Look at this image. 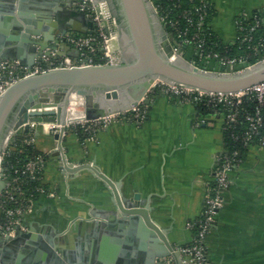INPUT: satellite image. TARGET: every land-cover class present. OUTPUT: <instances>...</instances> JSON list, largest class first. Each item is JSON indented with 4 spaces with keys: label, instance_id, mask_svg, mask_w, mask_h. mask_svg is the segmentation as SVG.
<instances>
[{
    "label": "crops",
    "instance_id": "obj_1",
    "mask_svg": "<svg viewBox=\"0 0 264 264\" xmlns=\"http://www.w3.org/2000/svg\"><path fill=\"white\" fill-rule=\"evenodd\" d=\"M75 2L73 11L80 12ZM209 2L215 10L210 26L224 43L237 38L238 16L251 18L264 9V0ZM59 7L62 11L58 14L52 12L50 20L56 25L51 27L46 43L48 50L58 49L65 54L67 51L61 48L63 37L90 32L84 31L87 27L83 19L69 16L71 10ZM46 8H50V0L40 4L25 0L19 9L23 19H19L26 25L28 20L45 15ZM6 14L0 12L1 37L16 32L3 24ZM64 30L68 33L62 36ZM148 96L151 102L140 104L139 111L131 116L125 113L93 122L95 136L83 144L69 129L63 140L64 151L71 162H95L111 180L121 182L125 196L147 200L153 208L151 216L169 231L170 240L182 246L194 238L190 224L204 210L215 165L226 150L224 112L214 110L201 115L192 102L166 95L160 89ZM42 126L34 135L37 148L49 155L43 178L59 191V183H64L63 197L57 194L54 202L47 198L35 202L32 211L22 215L20 229H34L46 240L54 237L71 260L85 262L89 255L97 258L101 252L130 259L138 245L133 224H122L121 218L114 215L108 189L88 170L74 179L65 178L53 154L57 140L51 128L55 125ZM115 219L119 221L112 224ZM205 243L208 264H264V145L248 146L239 167L231 173L223 206ZM6 248H10L9 243L0 241V264H5ZM19 248L13 247L16 255L21 253Z\"/></svg>",
    "mask_w": 264,
    "mask_h": 264
},
{
    "label": "water",
    "instance_id": "obj_2",
    "mask_svg": "<svg viewBox=\"0 0 264 264\" xmlns=\"http://www.w3.org/2000/svg\"><path fill=\"white\" fill-rule=\"evenodd\" d=\"M24 1L0 0V12L7 13L8 17L3 24L16 31L11 35L0 36V63L4 60H19L22 65L31 67L39 55H50L46 41L52 32L51 27L56 25L50 18L52 12L58 14L59 10L62 11L59 6L71 10L69 16L83 19L87 27L84 31L89 29L91 32L94 28L93 21L85 13L73 11L75 0H50L47 13L28 20L25 25L19 19H23L19 9ZM99 1L96 0V3ZM107 1L119 19L122 52L127 49L130 55H123L115 64L51 69L24 77L9 86L0 96V157L13 132L23 139L31 131L39 134L43 124L55 125L53 136L57 140V147L53 154L59 159L65 178L74 179L82 171L88 170L103 183L110 193L114 215L121 218L122 224L125 221L133 224L137 249L130 259H120L101 252L97 258L89 255L87 261L79 262L76 258L71 260L64 246L54 237L46 240L34 229L21 230L16 227L14 235L0 234V241L5 240L10 246L3 254L5 264H183L180 246L170 240L169 231L151 216L153 208L147 200L137 195L125 196L121 182L111 180L95 162L80 163L68 159L63 145L66 132L76 121L88 124L131 111L142 101L150 103L148 95L156 88L158 81L213 93H239L264 81V61L240 73H231L230 69L217 73L186 61L181 50L175 52L173 41L166 32L153 0ZM103 24L108 31L107 21ZM74 30L79 32L80 28ZM67 33L68 30H64L60 34L65 36ZM62 42L61 48L67 51L65 54L76 58L78 49L68 44L65 37ZM74 99L81 104L82 119L72 118ZM5 184L6 181L2 179L0 193ZM59 184L58 194L63 197L61 190L64 183ZM55 198L50 196L47 199L54 202ZM92 213L95 214V210ZM118 221L115 219L112 224ZM13 247H21V253L16 255Z\"/></svg>",
    "mask_w": 264,
    "mask_h": 264
},
{
    "label": "built area",
    "instance_id": "obj_3",
    "mask_svg": "<svg viewBox=\"0 0 264 264\" xmlns=\"http://www.w3.org/2000/svg\"><path fill=\"white\" fill-rule=\"evenodd\" d=\"M207 3L208 2L206 0H201L200 4L193 7V11L197 16V31L191 35H189L188 27H185L184 29L179 28V20L170 19L166 22V24H170L171 27V30L166 32L173 41L172 43L175 52H179V50H181L182 55L183 49L189 48L191 49L193 55H198L211 62H217L220 65L227 64V70H232L238 65L245 66L246 64L247 67L252 65L247 63V59L226 58L224 56H220L212 50H209L206 55L203 56L204 41L200 37L201 34L199 30L201 29L203 22L209 17L207 12ZM154 5L162 23L164 24L165 16L161 17L155 3ZM75 6L78 11L85 13L89 18H91L94 24L93 29L96 32L95 35L88 34L86 36L70 33L65 37L68 43L78 49V56L75 58L70 55L61 54L58 49H51L49 50L50 55L45 53L39 55L31 67L22 65L19 60L2 61L0 63V96L9 86L30 75H36L47 72L51 69L62 67L115 64L120 61V57L116 54L115 48V41L118 37L116 31L118 22L109 2L107 0H100L98 3H96V0H76ZM175 6H178V4H175ZM98 8L99 12L97 11ZM191 13L192 12L188 9L182 13V17L186 18V22L189 25L193 23ZM261 17L262 16L254 14V16L251 17L253 19V23L249 27H244L239 21H237L238 31H246V34L242 38V42L251 41L252 33L264 25V18ZM104 21H107L108 23V31L103 24ZM260 42L261 43L259 45L264 46V40H261ZM97 48L101 51L99 59L101 61L98 62L96 61L95 56ZM257 48L255 49L258 50ZM263 59L264 56H261L257 62ZM168 85L169 86L166 87V90H163L166 95L188 102H191L193 99L196 101L204 99L207 104L222 106L224 107V110L229 108V112H224L225 123L237 120L238 111L242 105V98L253 97L258 105L254 112L245 113V119L249 123V128L244 137L245 144H248L252 136L260 128L264 127V118L260 110V106L264 104V81L239 93L204 92L169 83ZM170 87L174 89H170ZM139 107V105L134 106L131 111H139ZM82 124L85 123L83 122ZM33 126L36 125L33 124ZM51 129H54V127ZM29 133H31V135L27 138V141L35 142L34 131ZM15 136V132L9 136L4 152L0 157V181L2 179L6 181L4 189L0 193V214L5 213L3 220H0V234L9 235L15 234L16 227L20 228L22 215L26 212H31L33 204L35 203L32 201L30 205L25 208L18 206L7 208L4 206V203L7 200L14 199V192L21 193L19 191L20 188L16 185L19 182V177L9 179L6 175L5 168L3 167V155ZM42 162V158L40 157L30 160L24 168L20 170V172L22 174H34L37 169L41 168ZM240 162L241 159L236 151L230 153L225 150V152L218 158L214 169L213 185H210L205 198L204 210L201 214L202 219L200 220V229L197 235L194 236L192 242L179 247V250L183 255V264H208L205 241L212 224L216 219L219 209L223 206V194L230 184L231 173L239 167ZM4 193L7 194L8 197L3 201L1 200V197ZM50 196H56V191L50 190ZM192 225L193 224L191 223L190 228Z\"/></svg>",
    "mask_w": 264,
    "mask_h": 264
},
{
    "label": "trees",
    "instance_id": "obj_4",
    "mask_svg": "<svg viewBox=\"0 0 264 264\" xmlns=\"http://www.w3.org/2000/svg\"><path fill=\"white\" fill-rule=\"evenodd\" d=\"M156 4L159 14L161 17L165 16L164 25L170 19L179 20V28L184 29L188 27L189 35L197 31V16L193 11V7L200 4L201 0H153ZM207 3V12L209 17L203 22L201 26L200 37L204 41L203 56L209 50H212L218 53L220 56L226 58H237V59H247L248 64L256 63L261 56H264V46H260V41L264 40V25L258 28L252 33V40L242 42V38L246 34V31H238V37L228 43H224L217 34L212 30L210 26V19L215 14V10L210 4L209 0H206ZM178 4V6H175ZM190 10L193 23L187 24L186 18L182 17V13L185 10ZM192 9V10H191ZM256 15L262 16L264 18V9L258 10L255 12ZM119 20V19H118ZM237 21H239L244 27H249L253 23L252 18H247L246 16H238ZM166 31H170V24H166ZM95 35L96 32L94 29L89 33ZM258 47V48H257ZM257 48L258 50H256ZM95 52L96 61H101V51L99 48ZM184 56H187L188 59H191L194 64L199 66L202 69H209L211 61L202 58L198 55H193L191 49H183ZM202 58V59H201ZM103 63V62H102ZM216 68L221 69L222 71H227V64L220 65L217 62H213ZM199 110L201 115H205L214 110H222L223 112H229L230 109L224 110L222 106H213L207 104L204 99L201 100H191ZM256 100L251 97L242 98V105L238 111L237 120L234 122H229L224 124V143L225 148L228 152L236 151L239 158L242 160L248 146L254 144L264 145V127L260 128L251 138L248 144L244 143V137L249 128V123L245 119V113L254 112L257 107ZM261 114L264 118V104L260 106ZM134 114V111H129L125 115L131 116ZM123 115V114H122ZM72 129L77 135L81 144H83L86 139L94 138L97 128L95 129L93 122L88 124L77 123L72 126ZM31 133L24 135L23 139H20L18 136H15L9 146L7 147L5 154L3 155V167L5 168L6 175L9 179L13 177H19V182L16 184L20 188V192H14L13 200H7L4 203V206L9 207H27L32 201L37 202L41 199H46L50 197V190L56 191V194L59 193V190L52 188L48 183L44 181L43 174L46 162L49 159V155L41 150H39L35 142H28L27 138ZM42 158V165L40 169H37L34 174H22L20 170L33 159ZM213 185V183H212ZM7 194L1 197V200L7 199ZM5 213L0 214V220H3ZM200 216L197 220L192 222V231L194 236L197 235L200 229Z\"/></svg>",
    "mask_w": 264,
    "mask_h": 264
},
{
    "label": "rangeland",
    "instance_id": "obj_5",
    "mask_svg": "<svg viewBox=\"0 0 264 264\" xmlns=\"http://www.w3.org/2000/svg\"><path fill=\"white\" fill-rule=\"evenodd\" d=\"M117 18V17H116ZM117 29H116V31H117V35H118V37H117V40L115 41V48H116V54L120 57V59L122 58V56L124 55V56H126V55H130V53H129V51L126 49L125 50V52L123 53L122 52V49H121V43H122V40H120L119 39V37H120V33H119V20H118V18H117ZM182 57L186 60V61H188V62H193L191 59H188L187 58V56H184V54H182ZM264 61V59L263 60H261V61H259V62H263ZM259 62H256L255 64H257V63H259ZM253 65V64H252ZM251 66V65H250ZM250 66H248V67H250ZM247 68V66H241V65H238V66H236V67H234L232 70H231V73H240V72H243L245 69ZM207 70H210V71H214V72H217V73H224V72H227V71H222L221 69H218V68H216V66L213 64V62H211V64H210V68L209 69H207ZM167 86H169L168 85V83H166V82H164V81H158V83H157V86H156V88H154L153 90L155 91V90H157V89H160V90H162V92H163V90H166V87ZM170 89H174V88H171L170 87ZM152 90V91H153ZM152 91H150V92H152ZM143 102H145V101H142L140 104H143ZM140 106V105H139ZM81 110V109H80ZM127 112H129V111H124V113L122 112V113H120V114H116V115H112V116H109V117H106V119H104V120H109V118H114V117H117V116H122V114H125V113H127ZM98 123H100L99 121H97ZM75 124H77V123H83V121H76V122H74ZM105 123V122H104ZM52 131L53 132H56V129L54 128V129H52ZM57 195V194H56Z\"/></svg>",
    "mask_w": 264,
    "mask_h": 264
},
{
    "label": "bare ground",
    "instance_id": "obj_6",
    "mask_svg": "<svg viewBox=\"0 0 264 264\" xmlns=\"http://www.w3.org/2000/svg\"><path fill=\"white\" fill-rule=\"evenodd\" d=\"M78 100L77 99H74L73 100V105H72V118H80L82 119L83 118V113L82 111L80 110V102H77Z\"/></svg>",
    "mask_w": 264,
    "mask_h": 264
}]
</instances>
